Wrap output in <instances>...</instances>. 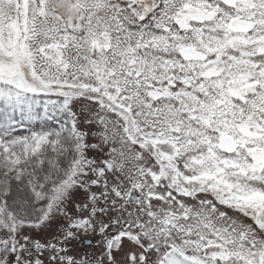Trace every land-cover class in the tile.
Masks as SVG:
<instances>
[{"label":"snow or ice","instance_id":"6c2138e0","mask_svg":"<svg viewBox=\"0 0 264 264\" xmlns=\"http://www.w3.org/2000/svg\"><path fill=\"white\" fill-rule=\"evenodd\" d=\"M0 264H264V0H0Z\"/></svg>","mask_w":264,"mask_h":264},{"label":"flooded vegetation","instance_id":"af4514ba","mask_svg":"<svg viewBox=\"0 0 264 264\" xmlns=\"http://www.w3.org/2000/svg\"><path fill=\"white\" fill-rule=\"evenodd\" d=\"M43 98H44V99L56 100V101H58V102H59V99H60V98H58V97L55 96V95H52V96H50V97H41L40 99L43 100ZM40 126L54 127L55 125H54V123H53L52 121L38 120V121H35V122L33 123V125H31V128H32V129H35V130H40ZM72 254H73V255H76V254H77V252H76L75 249H73ZM79 254H80L81 256L84 254L83 249L80 250Z\"/></svg>","mask_w":264,"mask_h":264},{"label":"trees","instance_id":"16d2710c","mask_svg":"<svg viewBox=\"0 0 264 264\" xmlns=\"http://www.w3.org/2000/svg\"><path fill=\"white\" fill-rule=\"evenodd\" d=\"M33 124V123H31ZM31 124H26V126L23 129H17L18 132H22L24 134H27L28 131L33 130L31 128Z\"/></svg>","mask_w":264,"mask_h":264},{"label":"rangeland","instance_id":"374dc122","mask_svg":"<svg viewBox=\"0 0 264 264\" xmlns=\"http://www.w3.org/2000/svg\"><path fill=\"white\" fill-rule=\"evenodd\" d=\"M44 100H47V99H44V98H43V100H41V107L38 109V111H40L41 113L43 112L42 104H43V101H44ZM32 123H34V122H32ZM31 125H33V124H31Z\"/></svg>","mask_w":264,"mask_h":264}]
</instances>
